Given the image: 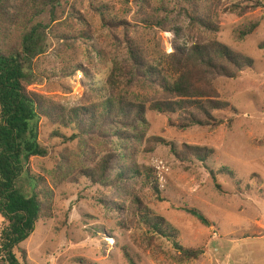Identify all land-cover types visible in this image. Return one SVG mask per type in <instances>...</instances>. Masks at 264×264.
<instances>
[{"label": "rangeland", "instance_id": "1", "mask_svg": "<svg viewBox=\"0 0 264 264\" xmlns=\"http://www.w3.org/2000/svg\"><path fill=\"white\" fill-rule=\"evenodd\" d=\"M28 2L0 0L1 51L19 45L31 27L27 26ZM59 2L54 15L47 9L38 19L48 26V49L35 62L36 79L28 89L66 111L101 100L114 67L130 66V42L153 66L168 61L181 46L213 41L251 58L254 66L234 78L208 75L203 79L198 70L199 87L214 90L210 97L230 104L216 113L223 121L217 128L179 129L170 125L175 116L146 111L147 126L139 128L146 139L163 138L178 152L184 145L213 150L206 164L181 161L165 146L148 152L146 142H120L106 133L80 134L70 141L78 134L75 129L43 113L39 142L48 156L32 158L29 167L36 177L44 178L51 198L34 233L20 245L26 254L25 259L20 256L21 263L129 264L126 251L137 264H264V0L196 2L198 9L209 13L217 32L190 29L188 14L193 11L183 0ZM156 13L162 20L170 14L169 22L155 25ZM111 20L120 24L111 25ZM254 24L255 32L242 36ZM156 91L144 80L130 87L128 96L148 106L160 98ZM108 154H126L130 164L152 168L164 201H158L139 178L119 184L112 175L103 185L83 176ZM209 169L216 173L225 169L233 177L218 175L215 183ZM19 187L31 191L27 181ZM138 201L143 211L148 209L178 232L179 245L201 248L204 254L183 261L173 243L140 222ZM185 207L200 211L212 227L203 226L183 211ZM5 226L0 216V234Z\"/></svg>", "mask_w": 264, "mask_h": 264}, {"label": "trees", "instance_id": "2", "mask_svg": "<svg viewBox=\"0 0 264 264\" xmlns=\"http://www.w3.org/2000/svg\"><path fill=\"white\" fill-rule=\"evenodd\" d=\"M183 1L189 2L193 11L188 14L190 29L196 26L204 32L219 30L209 13L201 11L195 4L203 0ZM59 4V0H30V15L27 13L26 17L31 16L27 21V26L31 27L23 34L19 45L6 52L0 50V216L6 221L0 234V261L4 264H22L20 256L25 259L26 254L20 245L34 233L36 224L44 217L45 203L51 198V193L44 186V178L36 177L29 167L32 158L48 156V149L39 142V124L43 113L55 115L62 126L75 129L78 134L70 141L80 134L106 133L104 135L112 136L120 142L128 143L133 139L139 144L146 142L148 152L158 146H165L181 161L206 164L213 157V150L184 145L183 151L178 152L173 143L163 138L146 139L145 132L139 129L147 126L146 111L175 116L176 122L170 120V125L179 129L217 128L223 121L216 117V113L224 112L230 104L217 97H210L215 93L214 90L199 87L195 81L198 70L202 72L203 79L208 75L234 78L239 72L254 66L251 58L214 41L196 42L191 47L181 46L177 48L176 54L169 56L168 61L153 66L147 62L140 48L130 42L127 51L130 66L117 64L114 67L101 100L88 107L66 111L28 89L36 79L35 62L48 49V26L38 19L47 9L54 15V8ZM169 17L170 14L162 20L156 13L155 25H165L169 22ZM108 23L120 24L116 20ZM257 27V24L252 25L242 36L253 34ZM174 29L179 37L180 31L176 27ZM144 80L155 86L156 92L161 95L159 99L149 102L148 106L132 102L128 96V89L135 83H144ZM132 130L137 131L132 134ZM209 172L215 183L218 175L233 177L225 169L217 173L209 169ZM82 173L92 182L103 185L109 183L112 175L119 184L130 183L139 178L158 201H164L154 170H142L138 165L130 164L126 154H108L93 171ZM22 180L27 181L31 188L29 193L19 187ZM217 187L220 188L218 185ZM136 205L140 222L173 243L183 261L197 260L204 254L201 248L179 245L178 232L163 218L154 217L148 209L143 211L140 201ZM183 211L196 218L203 226L212 227L213 224L197 209L185 207ZM124 258L129 264H137L126 251Z\"/></svg>", "mask_w": 264, "mask_h": 264}]
</instances>
